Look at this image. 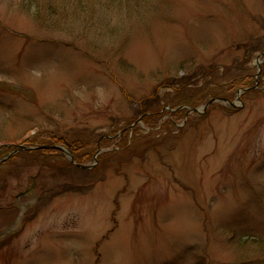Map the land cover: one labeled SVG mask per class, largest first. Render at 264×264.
I'll return each instance as SVG.
<instances>
[{"label":"rangeland","instance_id":"1","mask_svg":"<svg viewBox=\"0 0 264 264\" xmlns=\"http://www.w3.org/2000/svg\"><path fill=\"white\" fill-rule=\"evenodd\" d=\"M263 41L264 0H0V162L89 153L2 162L0 264H264Z\"/></svg>","mask_w":264,"mask_h":264},{"label":"trees","instance_id":"2","mask_svg":"<svg viewBox=\"0 0 264 264\" xmlns=\"http://www.w3.org/2000/svg\"><path fill=\"white\" fill-rule=\"evenodd\" d=\"M251 43L252 42H250V44ZM254 51H258L259 53L264 52V41L262 43H260L258 45V47H256V50H254ZM251 77H252L251 75H246V77L244 78V80H247V79L251 80L250 79ZM262 78L264 80V63L262 64ZM235 80H241V76L240 77H237V78L235 77ZM179 82H183V80L180 79ZM206 86L207 85H205V87H198L199 89L194 88V90L189 91V92H183L180 95V98L173 97L171 100H169V102L170 103L172 102L171 104L173 106L176 103H177V105H179L181 103H182V105H186V104H191V102L195 98H198V100H199L198 102L207 103V101L210 100L211 98L221 96V93H219V92L218 93H213V92L209 91L208 89H206ZM235 86H239V85H235ZM223 93H225V92H223ZM228 93L229 94L232 93L231 89L228 90ZM224 96L228 98V94H226ZM172 109H175V108H172ZM177 111H178V109L176 111H174V112H169L168 111V113L166 114L168 116H166V117H168L171 120V121L169 120V122H172V123L175 122L173 120V116H177L179 118H181V117L184 116L182 114V112H179V111L177 112ZM145 115L146 116H149L147 114H145ZM159 115L161 116V110H153L152 111L151 116L148 117V119L151 120L150 121L151 122V124H150L151 126L157 124V122H158V120L160 118ZM63 142H65V143L68 144L69 148L71 149V151L74 154V157L76 159L75 161L77 163L82 164L84 162V159L89 158V155H88L89 153L88 154L86 153L85 155L82 154L83 151H84L83 142H85V141L80 140V138L73 139V142L69 143V140L66 137H64V136L58 137L56 135H50V136H47V138L45 139L44 142H39L38 138H35V139H28V142H26L25 144H27L29 146H38V145H42V144L56 145V144H62ZM79 154H82V155H79ZM19 155L23 159L28 160L32 164L33 163H36V164H42V165L45 164L46 166H51L52 164H50V163H53L54 166H58L59 165L58 167L60 168V171H58L57 173L69 171L71 169H75V170H79V171L86 172V170L81 169V168H79L77 166H73L69 162H67V163H66V161L65 162H62V159L60 157L61 155L58 152V150H34V151H26V152H21L18 155H15L11 159L12 160L13 159H18L17 156H19ZM105 156L108 158L109 156H111V154H106ZM44 160H46L45 163H44ZM55 162H57L58 164L55 163ZM2 166H3V164H0V169H1Z\"/></svg>","mask_w":264,"mask_h":264},{"label":"water","instance_id":"3","mask_svg":"<svg viewBox=\"0 0 264 264\" xmlns=\"http://www.w3.org/2000/svg\"><path fill=\"white\" fill-rule=\"evenodd\" d=\"M262 55H263V54H261V55L258 57V61H259V59L262 57ZM240 92H241V91H238V95H240ZM238 98H239V96H238ZM225 100H227V99H223V98H220V99H213L212 101H210V103H208V104L206 105V107H208L211 103H213V102H215V101H225ZM232 105L235 106L234 103H232ZM19 148H20V149H26V148L23 147V146H19ZM40 148H49V146H42V147H40ZM52 148H53V149H63V148L60 147V146H53ZM71 159H72V158H71Z\"/></svg>","mask_w":264,"mask_h":264}]
</instances>
